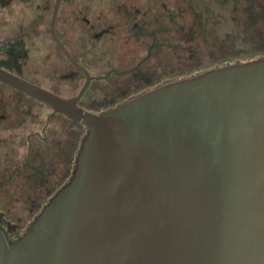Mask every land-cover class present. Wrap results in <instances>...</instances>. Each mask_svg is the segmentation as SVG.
Segmentation results:
<instances>
[{"label":"water","instance_id":"obj_1","mask_svg":"<svg viewBox=\"0 0 264 264\" xmlns=\"http://www.w3.org/2000/svg\"><path fill=\"white\" fill-rule=\"evenodd\" d=\"M58 2V0L56 1ZM85 126L70 179L0 264H264V59L166 81L98 114L4 70Z\"/></svg>","mask_w":264,"mask_h":264},{"label":"flooded vegetation","instance_id":"obj_2","mask_svg":"<svg viewBox=\"0 0 264 264\" xmlns=\"http://www.w3.org/2000/svg\"><path fill=\"white\" fill-rule=\"evenodd\" d=\"M56 1L0 0V70L64 99L87 82L76 105L94 114L166 81L264 59V0ZM85 131L0 81V226L9 239L70 179Z\"/></svg>","mask_w":264,"mask_h":264},{"label":"rangeland","instance_id":"obj_3","mask_svg":"<svg viewBox=\"0 0 264 264\" xmlns=\"http://www.w3.org/2000/svg\"><path fill=\"white\" fill-rule=\"evenodd\" d=\"M82 82V81H81ZM82 134H83V131H82ZM83 136V135H82Z\"/></svg>","mask_w":264,"mask_h":264}]
</instances>
